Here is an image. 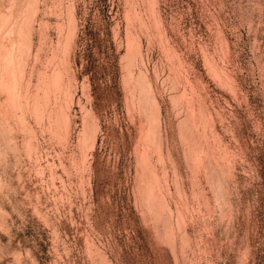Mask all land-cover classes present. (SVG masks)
I'll return each mask as SVG.
<instances>
[{"label": "rangeland", "instance_id": "rangeland-1", "mask_svg": "<svg viewBox=\"0 0 264 264\" xmlns=\"http://www.w3.org/2000/svg\"><path fill=\"white\" fill-rule=\"evenodd\" d=\"M33 1L0 0V264H264V0Z\"/></svg>", "mask_w": 264, "mask_h": 264}, {"label": "bare ground", "instance_id": "bare-ground-1", "mask_svg": "<svg viewBox=\"0 0 264 264\" xmlns=\"http://www.w3.org/2000/svg\"><path fill=\"white\" fill-rule=\"evenodd\" d=\"M32 1H33V0H32ZM34 1L36 2V0H34ZM34 1H33V4H34ZM38 2H39V0H38ZM40 2H41V1H40ZM34 5H35V7H37L39 4H38L37 6H36V4H34ZM36 9L38 10V8H36ZM18 10H19V9H18ZM17 12H18V11H17ZM19 13H20V11L18 12V14H19ZM32 13H33V11H32ZM15 14H16V13H15ZM18 14H17V15H18ZM28 14L30 15V13H28ZM36 14H37V12H36ZM21 15H22V14H21ZM31 15H32V14H31ZM18 16H20V14H19ZM18 16H16V17L18 18ZM25 16H26V15H24V17H25ZM16 17H15V20H14V18H13V21H15V22H16V19H17ZM22 17H23V16H22ZM24 17L22 18L23 20H25V19L27 18V17H25V18H24ZM29 17H30V16H29ZM31 17H33V15H32ZM20 18H21V17H20ZM18 19H19V18H18ZM18 19H17V24H18ZM22 19H20L19 21L21 22ZM34 19H36V18H34ZM23 20H22V21H23ZM20 22H19V24H20ZM23 22L25 23V21H23ZM26 23H27V19H26ZM21 24H22V23H21ZM13 25H14V24H13V22H12V26H11V27H13ZM24 25L26 26L27 24H24ZM2 26H3V25H2ZM2 26H0V32H3V30L1 31V28H2V29L4 28V27H2ZM21 26H22V25H20V27H21ZM25 26H23V27H25ZM14 27H15V26H14ZM16 27H17V25H16ZM26 27H28V25H27ZM30 27H31V26H29L28 29H30ZM10 29H11V28H9L8 30L10 31ZM16 29H22V30H23L24 28H22V27H21V28H15L14 30H16ZM8 30H7V31H8ZM12 30H13V28H12ZM7 31H6V32H7ZM9 31H8L7 33H5V30H4V33H5L6 35H7L8 33H10V35H11V32H13V31H10V32H9ZM18 31H19V30H18ZM23 31H24V30H23ZM16 32H17V31H16ZM27 32H28V31H27ZM27 32H26V33H27ZM29 32H30V31H29ZM20 33H21V31H20L18 34H20ZM26 33H25V34H26ZM0 34H1V33H0ZM5 34H4V35H5ZM13 34H14V33H13ZM13 34H12V35H13ZM22 34H23V33H22ZM22 34H21V35H22ZM25 34H24V35H25ZM28 34H29V33H28ZM28 34H27V35H28ZM4 35L2 34L3 37H6V36H4ZM10 35H8V37H9ZM15 35H16V34H15ZM21 35H20V36H21ZM27 35H25L27 38H24L23 36H21L22 39H24V41H22V42H25V43L28 42V40L26 41L25 39H28V36H30V34H29L28 36H27ZM2 36H1V37H2ZM18 36H19V35H18ZM20 36H19V38H20ZM9 38H10V37H9ZM31 38H32V36H31ZM16 40H17V39H16ZM20 40H21V39H20ZM4 41H5V40H4ZM6 41H7V40H6ZM6 41H5V42H6ZM14 41H15V40H14ZM30 41H31V42H30V44H31V43H32V40H30ZM33 41H34V39H33ZM11 42H12V41H11ZM6 43H7V42H6ZM12 43H13V42H12ZM2 44H3V43H2ZM4 44H5V43H4ZM4 44H3V48L6 49V48L9 47V45L6 47V46H4ZM7 44H9V43H7ZM14 44H15V43H14ZM18 44H19V43H18ZM20 44H21V43H20ZM22 44H23V43H22ZM26 44H29V43H26ZM5 45H6V44H5ZM15 45H16V44H15ZM23 45H24V44H23ZM32 45H33V44H32ZM12 46H14V45H12ZM12 46H11V47H12ZM16 46L18 47V45H16ZM26 47H27L28 51H31V50H32V48L29 50L30 47L28 48L27 45H26ZM31 47H32V46H31ZM0 48L2 49V45H1ZM12 48H14V47H12ZM19 48H21V47L19 46V47L17 48V52H18V49H19ZM37 48H39V47H37ZM40 48H41V47H40ZM40 48H39V50H41V52H42V48H41V49H40ZM24 49H26L25 46H24ZM15 50H16V49H15ZM39 50H38V51H39ZM2 51H3V49H2ZM4 51H6V50H4ZM9 51H10V50H9ZM9 51H8V52H9ZM12 51H14V49H13ZM12 51H10L11 54H10V52H9V53L6 52V53H8V55L10 54V56H12V58H11V57H10V58L8 57V58L10 59V61L13 59V55H12L13 52H12ZM19 51H20V50H19ZM23 51H24V50H23ZM31 52H32V51H31ZM23 53H25V51H24ZM26 53H27V51H26ZM1 54H3V53H1ZM15 54H16V52H15ZM17 54H18V53H17ZM19 54H20V53H19ZM40 54H41V53H40ZM3 55H4V54H3ZM5 56H6V55H5ZM14 56H15V55H14ZM18 56H19V55H18ZM21 56H23V54H22ZM25 57H26V56H25ZM1 58H2V55H1L0 59H1ZM5 58H7V56H6ZM14 58H15V57H14ZM19 58L22 59V57H19ZM17 59H18V58H17ZM24 59H25V58H24ZM26 59H27V58H26ZM5 60H7V59H5ZM15 60H16V58H15ZM16 61H17V60H16ZM20 61H21V63L24 62L25 64H27V63H26L27 60H26V61H23V60H20V59H19V62H20ZM22 61H23V62H22ZM0 62H1V60H0ZM2 62H3V60H2ZM3 63H4V62H3ZM11 63H13L12 66L14 67V60H13V62L11 61ZM1 64H2V63H1ZM19 64H20V63H18V65H19ZM16 65H17V64H16ZM20 65H21V64H20ZM2 66H3V65H2ZM9 66H11V65H9ZM6 67L8 68V66L5 64V69H6ZM13 67H12V69H14ZM1 68H2V67L0 66V69H1ZM3 68H4V66H3ZM9 68H11V67H9ZM15 68H16V66H15ZM20 68H21V66H20ZM22 68H24V67H22ZM17 69H19V66H18ZM24 70H25V69H24ZM3 71H4V70H2V72H3ZM6 71H9V70L6 69ZM6 71L3 72V73H5V75L7 74ZM14 71L16 72V70H14ZM31 71H32V70H31ZM2 72H0V73H2ZM17 72H18V71H17ZM25 72H26V71H25ZM12 73H13V70H12ZM12 73H10V74L12 75V77L10 76V74L8 75V77L10 76V78H14L13 80H15L16 77H13V74H12ZM19 73H20V70H19ZM32 73H33V72H32ZM14 74H15V73H14ZM24 74H25V73H24ZM1 75H2V77H4V76H3L4 74H1ZM17 75H18V73H17ZM14 76H16V75H14ZM19 76H20V74H19ZM5 77H6V76H5ZM10 78H9V79H10ZM17 78H19V77H17ZM1 79H2V78H1ZM3 80H4V78H3ZM5 80H7V79L5 78ZM5 80H4V81H5ZM11 80H12V79H11ZM18 80H19V79H18ZM0 81H2V80H0ZM11 82H12V81H11ZM15 82H16V81H15ZM15 82H14V83L12 82L13 84H12V83L10 84L9 81L6 82V83H8V84L10 85V87H11L10 90H8V92L12 90V94H13L14 91H15L14 89H17V86L19 85V84H17L19 81L16 82V83H15ZM2 84L4 85V83H2ZM8 84H7V86H8ZM16 84H17V85H16ZM44 87H45V84H44ZM2 88H3V87H2ZM5 88H6V87H5ZM8 88H9V87H8ZM46 88H47V87H46ZM43 90H44V89H43ZM16 91L19 92V90H16ZM45 92H47V91H45ZM14 94H15V93H14ZM14 94H13V95H14ZM10 95H11V94H10ZM17 95H18V94H17ZM11 97H13V96H11ZM13 98H14V97H13ZM11 99H12V98H11ZM20 99H21V101H22L21 96H20ZM20 99L18 100V98H17L15 102H17V100H18V102H19ZM7 100H10V99H7ZM13 101H14V100H13ZM21 101H20V103H21ZM37 102H38V101H37ZM20 103H19V104H20ZM38 103H39V102H38ZM1 104H2V103H1ZM6 104H7V103H6ZM0 106H1V105H0ZM3 106H4V105H3ZM2 108H3V107H2ZM36 108H37V107H36ZM2 113H3V112H2ZM0 114H1V112H0ZM186 130L188 131L187 128H186ZM94 136H95V135H94ZM191 137H192V136H191ZM91 139H93V137H92ZM91 141H92V143H93V142H94V139L91 140ZM161 162L164 163V162H165V159L163 158V159L161 160ZM167 231H168V230H167ZM181 232H182V231H181Z\"/></svg>", "mask_w": 264, "mask_h": 264}]
</instances>
